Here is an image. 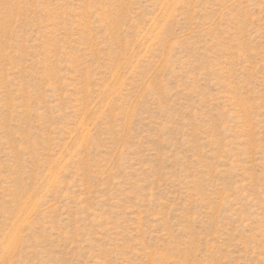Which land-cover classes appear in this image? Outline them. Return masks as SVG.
Wrapping results in <instances>:
<instances>
[{"label": "rangeland", "instance_id": "374dc122", "mask_svg": "<svg viewBox=\"0 0 264 264\" xmlns=\"http://www.w3.org/2000/svg\"><path fill=\"white\" fill-rule=\"evenodd\" d=\"M0 264H264V0H0Z\"/></svg>", "mask_w": 264, "mask_h": 264}]
</instances>
